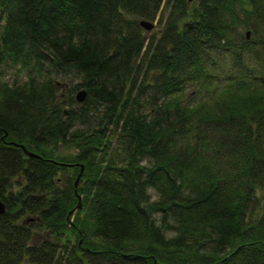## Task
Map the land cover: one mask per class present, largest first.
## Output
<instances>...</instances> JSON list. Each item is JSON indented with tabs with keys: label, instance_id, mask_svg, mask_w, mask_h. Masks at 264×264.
<instances>
[{
	"label": "trees",
	"instance_id": "obj_1",
	"mask_svg": "<svg viewBox=\"0 0 264 264\" xmlns=\"http://www.w3.org/2000/svg\"><path fill=\"white\" fill-rule=\"evenodd\" d=\"M262 23L264 0H0V65L26 72L0 81V264H264ZM66 70L103 124L63 115Z\"/></svg>",
	"mask_w": 264,
	"mask_h": 264
},
{
	"label": "rangeland",
	"instance_id": "obj_2",
	"mask_svg": "<svg viewBox=\"0 0 264 264\" xmlns=\"http://www.w3.org/2000/svg\"><path fill=\"white\" fill-rule=\"evenodd\" d=\"M189 2H192V0H189ZM151 23L153 24V28L150 29H144L142 28V31H146L148 33H155V34H159V30L160 28H162L161 23H157L156 19L154 18ZM236 29L242 31V27L240 24L236 25ZM248 30V29H245ZM245 30L242 31L245 34ZM258 32L259 33H254L252 31H250V34L253 35V37H256V35L261 34L264 37V23H262V25L258 28ZM243 34V35H244ZM248 34V36L250 35ZM213 56L212 58L215 61L214 64H211L210 62H208L210 64L209 68L217 74L218 73V77H216L217 81L219 83H221V85H224L226 82H228L229 79L228 78L229 75L231 76H237V74H239V72L235 69V64L234 62L231 61V55L232 52L226 50V53L224 51H221L220 48H217L215 52H212ZM244 55V54H243ZM243 59L241 57L242 60H247L248 61V65L250 66V71L252 73L257 74L258 73V65L257 61H254V57L252 55V52H250L248 54V59H247V54L245 56H243ZM214 66V67H213ZM216 66V67H215ZM264 71V68H263ZM25 75L26 72L25 70H19L17 71L15 69L14 66L11 67L10 64H2L0 65V81L1 82H6V83H14V82H22L23 79H25ZM52 78V80L55 82V91L56 93V98L57 99H61L63 101L62 104V108L65 110V108H70L72 111H74V122H73V126L72 128L77 129V128H81V129H87V128H96L98 125L103 124L102 123V119H100V116H102V114L105 111V102L101 101V100H97L93 98V96L91 95L90 99H94L92 101L89 102H85L84 100L86 99V96L88 95L85 94V97L82 98L83 101H77L75 100L74 96L75 93H77V90L82 88L79 87L78 84L81 82L79 75L73 71V70H66L64 71V73L62 72H55V71H51V73L49 74ZM226 77V78H225ZM225 78V79H224ZM192 88H194L193 84H188L187 88L184 89V98L186 100H190L192 102H196L200 99V97H203L206 95L202 92L199 93V91H195ZM188 92V93H187ZM150 99V97H148V95L146 96H142V99ZM164 97H160L159 99H163ZM69 99H71L72 103L69 101ZM60 100V101H61ZM85 109H87L88 111L86 112V114L81 115V108L79 107V105H82ZM65 115V114H63ZM105 119V118H104ZM106 120V119H105ZM106 128V132H112V135L116 132H113L115 129L113 128L112 122L111 121H107V123L104 125ZM113 130V131H112ZM57 152L59 153H65L64 150H62V148H58ZM142 163H144V165L146 163H148V160L143 158ZM16 182V181H15ZM148 189V193H149V198L152 199L155 195H154V190L153 189ZM152 217L156 220V222L158 223V219H156L157 215L156 214H152ZM165 235H169L171 234V231L168 229H163Z\"/></svg>",
	"mask_w": 264,
	"mask_h": 264
},
{
	"label": "water",
	"instance_id": "obj_3",
	"mask_svg": "<svg viewBox=\"0 0 264 264\" xmlns=\"http://www.w3.org/2000/svg\"><path fill=\"white\" fill-rule=\"evenodd\" d=\"M138 23H139L140 26L144 27V29L153 28V24L148 19H143V20L139 19L138 20ZM248 34H249V30H245L244 38H246ZM84 93H85V91L83 89H80L79 91H77V93H75V96H74L75 100H77V101H83L82 98L84 97ZM61 111H62L63 114H65V110L64 109H62ZM3 135H5V134L3 133ZM10 143H12V142H10ZM12 144H14V143H12ZM16 144H18L21 147V151L26 156L28 155V156H32V157H35V158H37V156H39L38 154L32 153L31 151L27 150L22 144H20V143H16ZM16 144H14V145H16ZM81 168H82V164H80V166H78V171H77L78 173L72 179V182H73L74 186L77 185V182L76 181H77L78 177L81 174V172H80L81 171ZM76 202L77 203L75 205V208H80V202H79V196L78 195L76 197ZM2 211H4V206H3V203H2V201L0 199V213Z\"/></svg>",
	"mask_w": 264,
	"mask_h": 264
},
{
	"label": "bare ground",
	"instance_id": "obj_4",
	"mask_svg": "<svg viewBox=\"0 0 264 264\" xmlns=\"http://www.w3.org/2000/svg\"><path fill=\"white\" fill-rule=\"evenodd\" d=\"M249 34H250V32H249ZM247 37H248V35H247ZM79 90H80V89H79ZM79 90H78V91H79ZM83 90H84V89H83ZM84 91H85V93H84V97H85V94H87V92H86V90H84ZM84 97H83V98H84Z\"/></svg>",
	"mask_w": 264,
	"mask_h": 264
}]
</instances>
